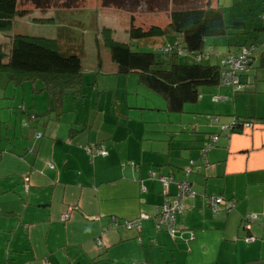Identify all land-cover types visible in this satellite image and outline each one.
<instances>
[{
	"label": "crops",
	"instance_id": "0c3cea01",
	"mask_svg": "<svg viewBox=\"0 0 264 264\" xmlns=\"http://www.w3.org/2000/svg\"><path fill=\"white\" fill-rule=\"evenodd\" d=\"M252 20L242 19L245 30L252 23L250 33ZM250 33L219 39L212 64L249 47ZM258 44L241 74L245 91L201 86L196 105L185 103L181 112L169 111L166 99L144 85L157 96L124 99L114 111L118 118L99 124L64 119V107L80 97L68 96L63 102L70 104L55 112L47 95L39 118L33 103L20 106L8 125L13 140L0 152V264H264V222L244 226L247 215L264 218V67L258 64L264 42ZM234 117L251 126L230 131ZM215 134L217 143L205 150ZM99 143L107 156L86 154L85 147ZM190 160L201 168L188 176L193 195L175 217L172 237L156 226L166 198L160 177L180 179ZM176 191L171 182L167 197ZM211 196L232 200L234 208L214 214ZM112 217L120 226L102 230ZM126 220H140V227L124 228ZM248 235L254 240L246 241Z\"/></svg>",
	"mask_w": 264,
	"mask_h": 264
},
{
	"label": "trees",
	"instance_id": "16d2710c",
	"mask_svg": "<svg viewBox=\"0 0 264 264\" xmlns=\"http://www.w3.org/2000/svg\"><path fill=\"white\" fill-rule=\"evenodd\" d=\"M110 1L116 5L120 3L117 0ZM108 3L110 2L106 4ZM261 6L263 8L260 11L264 14V0ZM18 15L20 12L17 10V0H0V28L12 24ZM243 25V21H233L232 24L227 25L223 7L219 1H216V5H212L210 0H205L203 5L170 10L169 21L165 26L155 24L148 27L136 26L131 16L128 34L130 40L135 42V47H149V51L132 50L129 42L115 40L110 33H105L104 40L117 73L137 74L140 83L166 99L169 111L181 112L185 103L198 101L201 86L216 84L230 88L235 94L246 90L247 84L241 81V74L251 66L254 60V53L259 47L255 42L257 34L253 32L249 34L254 39L249 47L239 46L237 51L226 53L218 64L207 62L211 56L214 57L218 53V50L209 45L207 40L210 39L211 43L214 38L224 37L234 32L246 36L250 30L247 33L248 30L246 31ZM261 28L264 26L255 30H262ZM244 51L247 53V63L237 72L241 88L237 90L234 87L222 86L219 76L225 68L223 60L229 55L242 54ZM203 60L206 63H203ZM258 64L264 67V49L258 53ZM0 71L7 72L9 79L15 84L39 81L42 84L41 90L47 92L55 112L61 111L63 101L68 96L74 98L83 96L81 53L61 52L55 39L20 34L12 39L8 52H5L3 44L0 43ZM242 126H251V122L234 117L228 127L230 131H234ZM213 136L219 139V135L215 134L206 142H209ZM203 162L205 163L206 160ZM190 166L192 171L201 168V165L192 160L187 167ZM230 201L235 205L232 200ZM114 222L117 226L113 228L120 226V222L114 217L111 218L109 225ZM248 237L249 235L245 237L246 241Z\"/></svg>",
	"mask_w": 264,
	"mask_h": 264
},
{
	"label": "rangeland",
	"instance_id": "374dc122",
	"mask_svg": "<svg viewBox=\"0 0 264 264\" xmlns=\"http://www.w3.org/2000/svg\"><path fill=\"white\" fill-rule=\"evenodd\" d=\"M117 1L120 2L118 5L110 0H17L20 15L14 18L12 24L0 28V43L3 44L5 52L9 51L12 39L22 34L55 39L63 53H81L83 96L77 99L75 107H64L62 113L64 119L82 117L83 123L88 125H92L94 121L98 124L109 121L111 118L115 121L118 116L114 111L125 106L124 99L131 104L143 101L136 96L148 97L147 92L157 96L140 83L137 74L116 72V66L111 61L104 40L105 33H110L115 40L129 42L132 50L149 51V47H135V42L130 40L128 34L131 16L136 26L148 27L153 24L165 26L169 21L170 10L203 5L205 2V0ZM216 1L210 0L212 5ZM218 1L223 7L227 25L233 21H242L243 18L246 23L253 19V28H260L264 22V18L262 19L264 14L260 11L263 8L260 7L263 0ZM107 2L110 3L106 4ZM249 8L252 9L251 12ZM248 12L251 16H248ZM251 24L249 22L247 33ZM252 32L257 34L258 43L264 42V30L253 29ZM236 36L238 35L230 33L224 37L214 38L217 39L216 49L218 51L220 49L219 39L225 41L230 38L234 41ZM258 43L256 46L260 45ZM204 60L203 63H206ZM207 62L214 63V59L210 58ZM41 88L42 84L39 81L15 84L9 79L7 72L0 71V140H2L0 152H6L9 140H13L8 125H12L15 118H18L15 116L17 110L21 114L20 106L33 103L38 118L41 116L40 111L47 109L49 104L47 92L40 90ZM69 100L63 102L64 106L70 104ZM195 105L194 103L187 106ZM18 151L21 153L19 149ZM182 178L183 175L180 179Z\"/></svg>",
	"mask_w": 264,
	"mask_h": 264
},
{
	"label": "built area",
	"instance_id": "2783aa9c",
	"mask_svg": "<svg viewBox=\"0 0 264 264\" xmlns=\"http://www.w3.org/2000/svg\"><path fill=\"white\" fill-rule=\"evenodd\" d=\"M247 63V53L244 51L242 54L229 55L226 59L223 60V64L225 65L224 70L221 71L219 76V82L222 86H230L235 89H240L241 85L239 84V79L237 76L238 70L242 69L243 66ZM217 120V118H214ZM224 128V126H222ZM218 140L217 136H213L209 142L205 143V150L212 148L215 142ZM85 152L89 156H106L108 154L107 148L104 144H91L84 148ZM191 165L193 163L191 162ZM192 167H186L183 169V178L175 181L172 176H163L160 177V181L163 185V194L167 197L169 196V184L174 182L177 186V191L174 198L169 199L168 197L165 199V202L162 203L158 208V214L156 217V226L157 228L163 227L169 235L172 237L175 236L176 228H175V217L186 211L187 207L185 206V198L187 196H192L193 192L190 188L189 182L187 180V176L191 173ZM208 204L210 206L211 211L214 214L220 213L223 210H231L234 207V204L231 201L225 200L221 196H211L208 198ZM67 214H64L66 216ZM245 227H248L249 222H257L263 223L264 218L258 214H250L247 215L244 219ZM117 224L114 222L109 225L108 228L116 227ZM123 226L127 229L131 228H139L140 220L133 221H124ZM193 235H191L192 237ZM248 241L254 240L253 237L249 236L247 238ZM99 243V242H98Z\"/></svg>",
	"mask_w": 264,
	"mask_h": 264
}]
</instances>
